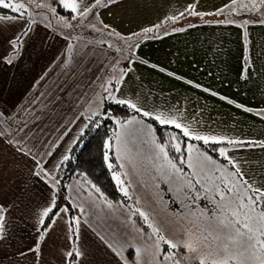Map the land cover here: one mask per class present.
<instances>
[{
	"label": "crops",
	"instance_id": "crops-1",
	"mask_svg": "<svg viewBox=\"0 0 264 264\" xmlns=\"http://www.w3.org/2000/svg\"><path fill=\"white\" fill-rule=\"evenodd\" d=\"M40 2L33 0L23 15L33 13ZM78 3L79 10L70 17H95L107 29L135 38L131 59L113 91L119 100L130 101L152 116L172 117L193 136L254 141L226 147L224 156L237 149V155L244 156L242 163L229 162L255 188L264 189V0H107L87 15L81 13L96 0ZM249 3L254 7L250 17L242 7ZM185 13L191 20L179 19ZM23 15L15 12L0 17L17 20ZM157 27L159 34L144 31ZM165 28L169 31L162 33ZM51 55L56 56L47 54ZM31 73L16 72L12 83ZM48 74L54 76L56 86V72ZM13 76L6 74V79ZM62 78L63 85L85 86L72 91L96 87H86L78 72H65ZM80 112L67 122L59 145L64 143L57 160L61 163L54 172L47 168L49 159L36 160V170L34 164L25 170V157L30 155L34 161L33 155L13 146L0 125V264H124L125 260L128 264H167L162 243L158 249L157 237L150 229L145 231L124 202H106L79 180L70 185L76 214L73 207L63 205L48 227L39 230L46 218L44 211L56 201L52 188L44 197V186L48 180L55 184L64 157L89 124L88 115ZM18 171L26 172V177L16 181ZM3 194L9 195V207ZM42 204L47 206L36 220L35 212ZM136 248L140 249L138 261Z\"/></svg>",
	"mask_w": 264,
	"mask_h": 264
},
{
	"label": "rangeland",
	"instance_id": "rangeland-1",
	"mask_svg": "<svg viewBox=\"0 0 264 264\" xmlns=\"http://www.w3.org/2000/svg\"><path fill=\"white\" fill-rule=\"evenodd\" d=\"M32 1L24 0V9L28 10ZM40 1L33 13H27L21 19H0V125L3 135L14 143L13 146L33 155L34 161L29 153L25 157V170H31V164H34L36 170L39 168L36 160L41 162L49 159L47 168L54 172L61 163L57 160L61 158L60 150L64 143L62 147L59 145L69 126V118H76L81 113L80 110H84L83 113L89 119V116L106 111L107 99L119 100L113 91L119 85L117 80L131 59L135 38H127L107 29L95 17L79 19L61 13L54 0ZM242 7L248 11L249 17L253 15L251 11L254 7L251 3ZM53 52L56 56H47ZM16 72H32V75L12 83ZM49 72H56V86L52 82L54 76H49ZM65 72H78L79 79L87 83L86 87H96H89L87 91L80 88L72 91L75 87H81V83L63 85L62 76ZM6 74L14 76L7 80ZM72 113L74 114L71 115ZM113 118L116 130L109 141L108 153L115 155L117 160H110L109 157V163L113 165V173L119 174L123 181L122 185L118 184L120 189L123 187L127 190V195L123 192L125 199L122 198L118 203L124 202L127 209L136 215V220L143 221L142 226L146 225L145 231L150 229L155 238L162 234L166 239L180 244L178 250H173L161 242L163 257L174 255L179 264H199L201 260L203 264H212L213 260L223 259L221 242H227L229 235H235L234 230L230 231L235 219L231 213L238 209L237 197L245 196V188L241 187L243 183H238L237 176L230 175L237 170L229 161L222 163L196 142H184L176 134L172 133L177 137L175 140L170 139L168 134H165L164 141L160 140L156 131H150L149 126L154 130L155 126L144 115L134 113ZM117 120L120 121L119 124ZM243 141L242 144L245 145L251 143L248 139ZM178 142L181 145L180 152H176L172 146ZM157 144L168 145L167 158L160 153ZM188 144L193 145L191 155L194 167L188 165ZM236 155L237 149H233L227 158L238 166L244 156ZM206 157L211 160H206ZM8 159L10 161L11 157ZM169 160L180 171L173 169ZM16 175V181L24 179L26 172L18 171ZM225 178L235 183L238 191H228ZM11 179L8 170V181ZM189 182L194 185L195 190L188 187ZM48 183L44 186V197H47L49 188H52L56 197L57 185L53 190V183L49 180ZM81 184L86 186L83 182ZM41 185L44 183H40ZM217 185L225 190L223 200L216 191ZM258 189L259 192L249 190L247 193L257 200L255 211L250 213L254 217V228L259 227V193H264V189ZM69 195L71 197L70 186ZM2 200L8 203L6 206H10L8 194H3ZM244 202L248 203L246 196ZM74 205L73 209L76 211ZM46 206L47 204H42L38 207L34 216L36 220L40 219ZM11 207L15 208V205ZM141 213L146 214L148 219L145 220ZM221 221L229 227L224 228ZM153 226L160 229L159 234L153 233ZM236 227L242 228V225ZM242 239L244 246L230 244L231 250L234 253L243 252L246 264H258L256 258L264 255L259 245L255 239L251 242H247L246 237ZM248 243L256 246L248 247ZM184 244H191L195 251H187ZM165 262L174 264L172 258ZM230 264L236 262L230 261Z\"/></svg>",
	"mask_w": 264,
	"mask_h": 264
},
{
	"label": "trees",
	"instance_id": "trees-1",
	"mask_svg": "<svg viewBox=\"0 0 264 264\" xmlns=\"http://www.w3.org/2000/svg\"><path fill=\"white\" fill-rule=\"evenodd\" d=\"M57 3V9L59 12L64 14L73 15L74 12L65 8L60 0H54ZM107 0H101L100 4L96 7H92V11L96 12L102 6V3H105ZM96 4V3H95ZM91 11V12H92ZM15 14L12 9L0 7V14ZM182 21L186 22L191 20V17L188 13L183 14L179 17ZM159 28H152L151 34H159ZM169 31L167 28L162 30V33ZM134 113H139L143 115L141 111L132 109L128 105L118 104L116 101L107 99L106 100V111L104 113H99L96 115L89 116V124L85 129L81 137L76 141L72 150L68 155V159L64 160L58 169L55 175L56 181V207L53 209V212L56 213L59 207L63 205H68L73 207L72 199L69 195V186L71 182L75 179L83 182L89 189L95 191L99 197H101L106 202H120L122 198L125 199L124 193L120 190L118 183L116 182L113 176L112 168H109V157L110 160H117V157L112 153H108V144L115 132V124L113 116H124ZM147 120L152 121L155 126V131L157 138L164 141L165 134L173 133L179 136L184 142H196L204 148L207 152L214 156L215 159H219L222 163L230 161L226 156L220 155V149L226 148L231 145L242 144L244 141L236 140H222V141H209L205 144L202 140H195L191 136H184L182 129H177L173 125H160L157 121L154 120L153 116H144ZM232 141V143H228ZM254 142V141H250ZM107 155V159L105 158ZM231 166L236 169L234 164ZM237 170V169H236ZM238 171V170H237ZM236 171V172H237ZM239 172V171H238ZM240 173V172H239ZM239 182L243 183L241 187L251 186V189H257L253 186L252 183L245 180L243 175L240 173L237 176ZM246 182V184L244 183ZM259 190V189H258ZM76 211L73 209L72 213L75 215ZM55 215L49 213L45 218L44 222L39 226V230H42L51 223ZM137 219H140L137 217ZM140 223L143 221L139 220ZM74 226V220H73ZM143 227L147 229L146 225L143 224ZM74 226V231H75ZM76 234V233H75ZM76 257L73 256V259Z\"/></svg>",
	"mask_w": 264,
	"mask_h": 264
},
{
	"label": "snow or ice",
	"instance_id": "snow-or-ice-1",
	"mask_svg": "<svg viewBox=\"0 0 264 264\" xmlns=\"http://www.w3.org/2000/svg\"><path fill=\"white\" fill-rule=\"evenodd\" d=\"M101 2V0H96V4H94L92 7H96L97 5H99ZM112 2H115V0H112ZM60 3L65 7V8H69L71 9L73 12H77L79 10V3L78 0H60ZM0 7H4V8H9L14 10L17 13H20L21 15H23V9L25 8V3L22 2V0H11V2H7V0H0ZM92 11V8H87L85 9L81 14L82 15H87L89 12ZM0 19H13V17H0ZM145 32H150L152 31V29H144ZM118 104H124V105H128L129 107H131L132 109H136L137 111H139V109H137L136 104L131 103L130 101H126V100H118L116 101ZM144 116H151L153 115L152 113H149L147 111L143 112ZM154 120L157 121L160 125H173L175 128L177 129H182L183 131V135L184 136H191L193 135L189 129L187 127L182 126L180 123H178L176 121V119L172 118V117H166L163 114H157L154 116ZM117 123L119 124L120 121L117 120ZM128 123H133V121H128ZM149 129L151 132H154L155 130L149 126ZM168 136L170 139L175 140L177 139V137L175 135H173L172 133H168ZM193 138L195 140H202L205 144L209 143V141H217L216 137H205V136H200V135H194ZM153 142H155V137H153ZM228 143H232V141H228ZM175 149L176 152H180L181 151V145L180 143H176L174 145H172ZM156 147L159 149L160 153H162L164 155L165 158H167L168 153L166 151L168 145L167 144H157ZM188 148V152H189V156H188V165L189 167H194L193 163H192V151L193 149V145L188 144L187 145ZM119 153H120V149L119 147L117 148V156L119 157ZM220 155H226V149L221 148L220 149ZM106 159L108 158L107 155L105 157ZM68 157L65 156L64 160H67ZM206 160H211L210 157H206ZM169 164L171 165V167L173 169H175L176 171H180V169L176 168V165L173 164L170 160H169ZM123 166V165H122ZM109 168H112L113 165L111 163H109L108 165ZM40 173L37 172L36 175H39ZM126 174V173H125ZM230 175H232L233 177L235 176H239L240 173L234 172L231 173ZM114 178L116 179L118 184H123V181L120 178V175L117 173H113ZM224 183L228 186V191H238L236 184L233 183L232 181H229L225 178ZM246 184V182H244ZM53 187L55 188V184H53ZM189 188L194 189V185H192L190 182L188 184ZM122 192L125 193V195H127V190L123 187H121L120 189ZM210 191V189H208ZM251 190L252 192H259L258 189H251V186L248 185L247 187H245V196L247 197L248 203L244 202L245 196H238L237 199L239 200V206L237 210L232 211L231 215L235 218L232 222V228L230 229V231L234 230L235 235H229L227 237V242L222 241V251L224 253V258L221 260H213L212 264H230V261H235L236 264H246V259L243 258V252H238V253H234L231 248H230V244H236L238 246H244V240L242 238H247V242H251L253 239H255L256 244L259 245L261 252L264 253V193H259V196L261 197L260 200V204L259 207H261V211L258 213V220H259V227L258 228H254L253 227V221H254V217L252 215H250V213L255 211V207L257 206V200L253 199V197L251 195H248V191ZM216 191L219 193L220 199L223 200L225 199L226 193L224 189H221L219 187V185L216 186ZM196 195L198 196L199 193L197 192ZM56 207L55 201L53 200L51 206L49 208H47L43 215L45 217H47L49 215V213H53V215H56V213L53 212V209ZM247 210V211H241V210ZM67 209H61V211H66ZM0 211H2V209H0ZM141 215L144 217L145 220L148 219L147 215L144 213H141ZM241 216L243 218H241ZM221 224L223 225L224 228H228V224L225 223L224 221H221ZM236 225H242L241 227H236ZM243 229V230H242ZM246 230V231H244ZM0 231H2V224H0ZM152 231L153 233H160V229L156 228V227H152ZM259 233V235H256V233ZM41 239H43V237H41ZM214 239H219V237H214ZM160 242H163L164 244L168 245L169 248L173 249V250H178L180 247V244L178 243H174L172 240L166 239L165 236H163L162 234H159L157 236V247L158 249L160 248ZM248 247H255L256 245H252L250 243H248L247 245ZM184 247L187 251H195V249L192 247L191 244H184ZM115 251V249H114ZM160 251H162V249H160ZM135 252L137 254V261L139 260V253H140V249L136 248ZM68 255H71V253H69ZM117 255H120L119 252H117ZM123 259V257H121ZM165 260H168L169 258H172L174 260V264H179L178 261L175 260L174 255L172 257H170L169 255H165L163 257ZM258 260V264H264V255H261L260 257L256 258ZM124 264H128V262L125 260ZM199 264H203V260H201L199 262Z\"/></svg>",
	"mask_w": 264,
	"mask_h": 264
}]
</instances>
